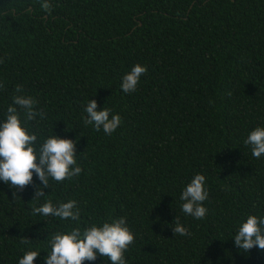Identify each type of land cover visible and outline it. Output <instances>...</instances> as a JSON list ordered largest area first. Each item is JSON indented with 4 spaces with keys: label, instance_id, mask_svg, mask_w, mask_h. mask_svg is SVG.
<instances>
[{
    "label": "trees",
    "instance_id": "16d2710c",
    "mask_svg": "<svg viewBox=\"0 0 264 264\" xmlns=\"http://www.w3.org/2000/svg\"><path fill=\"white\" fill-rule=\"evenodd\" d=\"M47 2L0 0V122L22 86L46 113L25 124L37 149L55 134L77 138L82 172L49 178L35 199V173L16 195L0 181V264L30 250L46 264L57 232L119 217L135 237L127 264H264V251L234 245L248 215L264 216V155L244 143L264 127V0ZM137 63L147 72L124 93ZM90 99L121 116L112 134L84 124ZM197 173L209 192L201 220L180 199ZM48 200H75L80 219L33 215ZM175 217L189 235H174Z\"/></svg>",
    "mask_w": 264,
    "mask_h": 264
},
{
    "label": "clouds",
    "instance_id": "9594fccd",
    "mask_svg": "<svg viewBox=\"0 0 264 264\" xmlns=\"http://www.w3.org/2000/svg\"><path fill=\"white\" fill-rule=\"evenodd\" d=\"M41 8L44 11L51 9L47 0H42ZM147 67L137 63L122 79L121 89L124 93H131L137 89L142 75ZM0 83V88H3ZM13 102L7 108L6 118L0 122V181L9 184L16 195L33 184V174L41 184L35 186L34 197L45 195V188L49 187V178L56 182H63L79 176L82 168L77 163L76 144L78 139L61 137L57 134L49 136L37 149V134L30 132L25 126L27 121L36 120L37 116L43 119L46 113L37 110V101L30 95L23 94L20 85L16 87ZM98 109L95 99H90L84 108L86 116L84 124L93 125L99 131L103 129L106 135L112 134L122 123L119 114L103 107ZM23 112V120L21 118ZM245 145L251 146V154L255 158L264 155V127L257 126L250 131ZM43 186V189L40 186ZM206 177L197 173L183 189L180 199L183 201L181 210L197 220L203 219L208 209L203 202L208 199ZM33 215L55 216L61 220L78 221L80 209L75 200H68L54 204L51 200L39 207H33ZM174 235H189L187 228L175 217ZM134 233L127 225L125 217L103 222L102 225L91 224L83 232L80 228H73L69 232H57L53 235L51 251L45 259L46 264H83L85 260L95 261L97 256L107 257L111 264H127L125 252L134 243ZM26 242V241H22ZM234 245L244 253L252 248L264 251V216L248 215L238 228L234 236ZM40 252L26 251L19 260V264H34Z\"/></svg>",
    "mask_w": 264,
    "mask_h": 264
}]
</instances>
